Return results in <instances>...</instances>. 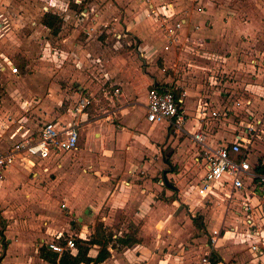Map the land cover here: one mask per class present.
<instances>
[{
  "label": "rangeland",
  "instance_id": "rangeland-1",
  "mask_svg": "<svg viewBox=\"0 0 264 264\" xmlns=\"http://www.w3.org/2000/svg\"><path fill=\"white\" fill-rule=\"evenodd\" d=\"M0 5L2 10L5 8L2 6L16 9V12L5 13L7 18H11L12 24L9 22L11 27H7L6 18L4 19L0 14V97L2 98L0 133H4L5 130L7 132L15 122L29 124V128L36 131L45 121L70 119L71 115L76 114L77 121L83 120L79 124L82 138L86 137L89 129H91L90 135L96 138L94 133L99 132V124L102 126L103 121L112 122L121 117L118 112L121 106H132V115L138 114L141 118L142 97L151 87L147 80L152 75L161 76L159 69L163 66L167 67L168 74L172 73L169 66L173 63H176L181 81L184 80L183 77L188 80L190 76H195L193 75L195 71L203 72L202 80H206L209 72H220L221 75L217 74V80L222 79L223 88H227L229 80L241 79V83L254 85L253 98L255 103L258 102L261 85L258 80L259 57L249 51L253 48L262 49L264 0H0ZM144 7H146L145 11H142ZM199 7L201 11L198 10ZM53 8L57 10V18L52 28H46L44 24L42 25L43 13ZM186 9L203 11L204 15L203 18L202 15L197 16L201 20L202 27L191 21L196 31L193 33L195 41L193 46L185 47L184 59H178V48L173 51V42L166 35V27L175 24L180 18L189 19L194 13H186ZM210 16L213 19L211 23L206 24ZM55 28H58L56 33L53 32ZM210 28L213 30L210 31ZM206 29L213 32L210 37L214 36L222 41V44L227 42L228 46L224 47V51L209 49L204 44L206 39H202L204 38L202 34ZM248 41L253 44L248 45L246 43ZM181 46L182 44L179 48ZM248 53L251 54L250 59L252 58L249 66L241 65L239 74H236L234 64L237 63V58L242 59L248 56ZM202 54L206 55L208 60L200 58ZM173 58L174 62H172ZM9 64L19 68V73L14 78L3 74L8 73L6 66ZM241 73L243 75H240ZM116 78L121 83H113ZM132 79H135L137 85L129 95L124 91L123 85ZM104 90L107 98L103 96ZM231 93L232 98L224 97L223 105L231 104L230 99L235 95L233 91ZM89 94L95 97L93 103H90L83 112L74 110L76 100L80 96H90ZM128 98L133 102L129 103ZM139 110L140 113H136ZM73 111L76 113L74 114ZM224 116L229 117V115H220L221 118ZM178 134L179 136L168 135L164 141L157 143L159 151L156 155L148 156L145 153L143 157L136 155L133 159L136 163L143 160L148 164L149 171L143 175L154 174L153 180L163 176L162 168L176 164V172L167 174L171 178L170 182L177 186L174 194L176 202L171 206L165 205L159 220L152 222L155 225V232L159 234L155 235L153 230L152 232L156 239L159 237L160 249H166L167 253L169 250V253L177 256L182 247H185L186 264H196L204 250L199 243L192 245V239H198L199 228L197 230L194 226L195 224L197 227L200 226L199 214L203 212V217L210 223V219L213 220L215 216L220 215L223 208L210 204L199 207V204L191 201V199L198 201L197 198L190 196V199L184 193L186 178L194 176L190 168L192 162L190 159L188 166L182 167L190 156L189 150L192 146L182 137L184 134ZM81 142L79 140V143ZM102 152L100 148L99 152L87 157L88 161H78V159L73 161L77 155L74 151L67 154L66 165L63 164L62 169H56L55 164L50 166L48 171L35 168L33 172L35 170L40 172L34 176L30 173L32 172L30 169L24 167L21 169L24 173L23 177L14 181L11 187L4 186L3 182L0 183L2 249L4 243H7L6 235L12 236L19 240L18 244L29 246L28 255L34 256L32 259L34 261L37 258L35 247L40 237L49 236L48 232L61 229V223L63 226L67 223L73 225L76 231L81 232L83 224L77 219L71 221L76 217L71 216L70 212L76 209L77 215L83 217L85 212L75 204L76 201L72 197L76 196L74 192L67 190L66 197L61 191L62 189L65 191L64 186L77 185L79 177L81 181H85V174L92 179L95 177L96 182H103L104 172L109 168L107 161L102 157L98 159V155L103 154ZM154 196L166 199L165 189L158 191ZM62 202L68 204L67 210L62 207ZM261 214V217L257 215L255 218L260 229L259 235L252 238L243 236V230L238 221H235V231L238 234H235V238L228 234L219 247L228 258V263L264 264V213ZM189 218L195 219V222L190 223ZM90 222L94 227L100 221L96 218ZM105 232L109 233V230ZM204 237H207L208 242V233H205ZM119 238V240L125 239L124 235ZM151 240L152 238L147 237L146 241ZM251 240L256 241L263 254L252 252L249 243ZM132 243V240H128V245ZM163 253L164 251L161 254ZM172 258L175 259V256L172 255Z\"/></svg>",
  "mask_w": 264,
  "mask_h": 264
},
{
  "label": "crops",
  "instance_id": "crops-1",
  "mask_svg": "<svg viewBox=\"0 0 264 264\" xmlns=\"http://www.w3.org/2000/svg\"><path fill=\"white\" fill-rule=\"evenodd\" d=\"M2 7L5 8H3L2 10L0 7V14L4 19L6 18V23L8 22L7 27H11V18H7V15H5V13H9L10 11L16 12V9H12L11 6L9 7L11 10L8 9L6 6ZM145 8L146 7H144L142 11H145ZM55 9H48L46 10V12L51 11L52 13H57V10ZM191 12L194 13L191 14V16H194H190L189 19H185L186 24H184L182 26V29L180 30L178 42L176 44H172V46L174 47L173 51H176V49L178 48V59H184L183 52L186 51L185 47L187 48L193 46V43L195 41V39H193V33L196 31L193 29V24H191V21H195V24L198 23L199 25H201V20L197 16L202 15L201 17L203 18L204 15L203 11L197 12L193 9H191L190 11L186 9V13ZM148 17L150 18V16ZM152 19L153 18L151 17L150 20ZM208 19H210L208 20V23L205 20L206 24L211 23V19L213 18L210 16V18ZM45 27L48 28L47 26ZM212 30L213 28L210 31ZM212 34L213 32H209L207 29L205 30V32L202 34L204 37L202 39H206L204 44H206L209 49L216 51H224V47L228 46L227 42H224L222 44V41H220L219 39L215 38L214 36H209ZM246 43H248V45L253 44V42L250 41ZM181 44L182 46L180 48L182 50L179 48V45ZM250 52L257 54V57H259V62L257 61L258 65L260 66L258 67V71L260 73L258 80L261 82L262 85H264V41L262 43L261 50H256L253 48V50H250L249 53ZM249 53L248 56H245L242 59L239 57L237 58L236 62L239 64H234V72L236 74H239V69H241V65L246 64V67L249 66V61L252 59H250L251 54ZM200 56V58H203V60L207 58L206 55L203 54ZM233 58L235 60V55ZM177 61L178 60H176V62ZM172 62H174V58ZM6 67L8 68V73H2L8 74L12 78L16 77V74H13L9 71L10 64ZM169 67L170 70H172V73L168 74L166 72L167 67L163 66L159 69V72L162 75H152V77L147 80V83L151 85V87L158 88H160L161 86L167 87L171 85L174 87L178 85L179 87H181V89H176L175 92L178 93V95L181 92H185V94L182 95L183 102L181 103L183 113L185 114V119L184 122L180 124V126H176L174 123H170L167 121L149 122L146 119L145 104L147 100V91L149 88H151L149 87L142 97V105L140 109L143 111V115L141 118L138 117V114H135L134 116L132 115V106H121L118 109V112L121 115V117L118 118L119 120L117 119L116 121L112 122L103 121L102 126L101 124H99V132L94 133V135H96V138L90 135L91 129H89V131L87 132L86 137L82 138V132L79 128V140L80 142L82 139L83 140L81 143H79L78 140V145L75 150L62 154H56L46 160L38 161L34 164H32V162L26 161L24 157H18L12 165H10L4 170L3 178L0 179V183L3 182L4 186L6 185L7 187H11L14 181L20 179V177H23L22 175H24V173L21 171V169H23L24 167L30 169V171H32L30 173H33L34 176H37L40 171L37 172V170H35V172H33L35 168L48 171L50 166L55 164L56 169H62L63 164L66 165L65 162L67 160V154L75 151L77 155L76 157H74L73 161H75V159H78V161H88L87 157L93 156V153H96L97 151L99 152L100 148H102V153L104 155L100 153L98 155V159L102 157L103 160L107 161V166L109 168V170H105L106 172H104L103 182H96L97 180L95 177L92 179V177H88L85 174V181L82 180V182L79 177V182H77V185L71 184L72 186L70 185L69 187L68 185L64 186L65 191L64 189H62L61 191V193L66 194V197L68 195V193H66L67 190L68 192H74V195L76 194V196L72 197L76 201L75 204L80 206L85 212L84 217L77 215L76 209L70 212L71 216L76 217L75 219H71V221L77 219V221L79 220L83 224L81 232L76 231L75 226L73 225H68L67 223L66 226H63V223H61V229L53 231L52 233L48 232V234H50L49 236L42 235L40 237L39 243L35 247V255L37 258L34 261H32L34 256L30 257L28 255V252L30 251L29 246H22L18 244V239L6 235L7 243H4V237H2V243H4L5 245L3 246V249V244H1L0 246V264H54L41 257L39 247L44 244L48 248L47 242L55 240V237L58 234H62L63 237H68L69 235L76 234L75 238L79 237L83 240H89L90 238L95 237L96 226L93 227L90 224V221H94V219L96 218L98 219V221L103 223V228L105 231L109 230V233H107L109 234L107 235V239L109 240L106 245L109 251V256L98 264H186V259L184 256L187 252L184 250L185 247H182L181 251L179 252V255L177 256L175 254L169 253V250L167 253L165 251L166 249H160L161 242L159 241V237H157L156 239V237L154 236V233L155 235H157L159 234V232H155V225H153L152 223L157 222V220H159L161 211L165 210V205L171 206L176 202V196H174V194H176L177 186L174 183L170 182L171 178L167 176V174L169 173L176 172V164H173L172 166H170L169 164L170 167L166 166L168 168H162L161 174H163V176H159L157 179L153 180L152 178L154 177V174L150 173L148 176L143 175V173H147L149 171V169H147L149 167L148 164H145L146 162H144L143 160L137 161L136 163V160L133 159L136 158V155H141V157H143L145 153H147L146 155L148 156L156 155V153L159 151L157 143H161L162 141H164L168 135L179 136L178 133H181L182 135L184 134L182 137L188 140V142L192 146V149L189 150L190 156L183 163L182 167L188 166L190 159L192 161L190 163V168L192 169L191 172L194 176L191 178H186V185L183 186L184 193H186L190 199L193 196L194 198H197L198 201L194 199H191V201H194V203L199 204V207H205L210 204L219 205L223 208V212L220 215L215 216L213 220L210 219V223L203 217V212H200V226L197 227L196 224L194 226L197 228V230L199 228L200 231L198 230L197 233L198 239H192V245L196 243L201 244L204 249L203 254L207 250L211 251V255L216 252L219 255L220 259H218L215 264H235V262L228 263V258H226V256L223 254V252H221V249L219 248L220 244L223 243L224 239L228 234L232 235L231 237L235 238V234L237 233L235 231V221H238L241 229L243 230V236H246L247 238H252L256 235H259L260 229L256 223L255 218H257V215H259L260 217L262 216L261 213H264V207L262 211L256 210L254 212L253 222L255 224V227H252L250 230H246L243 226L244 215L236 213L235 211L237 208H239L238 201L236 203L235 199H233L229 204H227L225 200L213 197L209 194L204 196L199 195L195 190V184L192 183V181H194L198 176H200V174H202V169L199 168L195 160V156L198 153V146L192 140L188 132H194L198 129H202L206 134L207 142L212 145L216 144L219 141H232L233 135L236 132L235 115L232 113V111H229L226 105L222 104L224 102L223 99L224 97H226L227 99H229L230 97L232 98V91L234 93L240 92L245 87H247L249 91H252L254 85H251L247 82L241 83V79L238 81L229 80L228 85H226L227 88H223L222 79L220 81L217 80V74L221 75L218 71L209 72V74L205 78L206 80L201 79L203 77V72L196 73L195 71V73L193 74L195 76H190V79L188 80L183 77L184 80L181 81V79L179 78L180 76L176 63H173L172 66ZM163 68H165V71L162 70ZM243 73H241L240 75H243ZM204 76L206 75L204 74ZM121 80H123V78H121ZM132 80L135 81V79ZM132 80H128V82L124 83L123 85L124 91L126 92V94L129 95L133 93V90L137 85V82H133ZM113 83L116 84L121 82H119V80H117L116 78V81ZM89 95L90 97H92V100L95 99L94 96H92L91 94ZM103 96L107 98L105 90ZM1 99L2 98L0 97V101ZM128 99H130L129 103H131V98ZM260 107L264 109L262 105H260ZM224 108L227 109L224 110ZM214 112H219V114L214 115ZM228 112L230 113L228 114ZM136 113H140V110L136 111ZM221 114H224L226 116L229 115V117L224 116L221 118ZM2 117L3 116H1V118ZM8 117H10V115ZM6 122L9 123L10 120H6ZM81 122H83V120H80V123ZM2 123L7 124L5 122ZM11 126L12 127H10L7 132L4 129L5 132L0 133V150L6 149L13 142L20 139L23 135L30 134L35 131L29 128V124H24V122H15ZM0 131H2L1 125ZM99 138L100 142H98ZM263 146L264 145L262 144L259 145V148L261 150H259L257 154H260L263 149ZM130 157L132 159H129ZM164 189L166 199H159L158 196H154L157 195L158 191H164ZM166 192L169 194H167ZM61 205L66 210L67 207H69L67 206L68 204L64 202H62ZM232 206L233 208H235V210L231 209ZM189 220L190 223L195 222V219L193 218H189ZM84 227L86 229H84ZM220 228L222 231L221 236L218 238L215 247L212 248L209 246L210 240H208L207 242V237L205 238L204 234L208 233L209 238L214 229ZM152 230L154 233L152 232ZM123 235L125 237L124 240L129 239L130 236L129 240H132L133 243L131 245H123L121 243V240H119L122 239L119 238V236L122 237ZM147 237L152 238V240L146 241ZM251 241L249 242L251 246L256 244V241H253V244ZM100 247L101 246L97 243L93 244L89 248V256H96ZM251 250L254 253L263 254V250L259 249L257 244L256 248L253 249L251 247ZM162 251H164L163 254H161ZM75 252L76 249L73 253L75 254ZM165 253L167 254L165 255ZM172 255L175 256V259L172 258ZM198 262H196V264Z\"/></svg>",
  "mask_w": 264,
  "mask_h": 264
},
{
  "label": "built area",
  "instance_id": "built-area-1",
  "mask_svg": "<svg viewBox=\"0 0 264 264\" xmlns=\"http://www.w3.org/2000/svg\"><path fill=\"white\" fill-rule=\"evenodd\" d=\"M201 11V8H198ZM185 23L180 18L175 24L166 27V35L173 44L179 40V33ZM165 71V68L162 69ZM9 71L19 73V68L10 64ZM178 85L165 88L151 87L146 97V119L149 122L167 121L180 126L185 116L181 103V92L177 97L174 94ZM258 102H254L253 90L247 87L240 92H235L231 104L226 105L229 111L235 115L236 132L232 141H219L210 144L206 140V134L202 129L188 132L192 140L198 146L195 156L196 164L202 169V174L192 183L196 192L201 195H211L221 198L229 204L233 199L238 203L236 213L244 215V229L255 227L253 222L254 212L262 211L264 207V146L260 154H257L259 145H264V85L259 86ZM92 103L90 96H80L76 100V111L83 112ZM227 108H224L227 109ZM76 111H73L75 114ZM224 113V112H223ZM218 115L219 112H214ZM76 114L70 119H51L43 122L36 131L23 135L9 147L0 150V179L6 168L13 164L18 157H24L32 164L46 160L56 154L73 151L77 148L79 140V124ZM194 186V185H193ZM239 193V194H237ZM221 228L214 229L209 237L210 247H215L221 236ZM75 236L63 237L58 234L55 240L47 242L48 248L61 253L64 250L74 252L76 249ZM63 237L64 243L60 244L56 239ZM256 248V244L251 246ZM197 264H214L211 251L207 250Z\"/></svg>",
  "mask_w": 264,
  "mask_h": 264
},
{
  "label": "trees",
  "instance_id": "trees-1",
  "mask_svg": "<svg viewBox=\"0 0 264 264\" xmlns=\"http://www.w3.org/2000/svg\"><path fill=\"white\" fill-rule=\"evenodd\" d=\"M57 18V14L56 13H52V12H45L43 14V19H42V23L47 26L48 28H52L55 20ZM58 31V28H55L53 30L54 33H56ZM160 88H165L163 86H161ZM175 96H178V93H176L174 91ZM107 235L109 234H105V230L103 228V223L102 222H98V224L96 225V234L95 237L90 238L89 240H83L81 238H75V245H76V252L75 254L73 252H71L70 250H64L61 253H57L54 252L50 249L47 248L46 245L42 244L39 247L40 250V255L42 258L48 260L49 262H52L54 264H98L100 262H102L103 260H105L108 256H109V251L107 249V243L108 240L107 239ZM129 235V234H127ZM130 239V236H129ZM121 240L122 244H128V240ZM60 244L64 243L63 238H60L57 240ZM99 244L101 247L97 253L96 256L92 257L89 256L88 251L89 248L93 245V244ZM218 259H220L219 255L214 252L212 254V261L215 264Z\"/></svg>",
  "mask_w": 264,
  "mask_h": 264
}]
</instances>
